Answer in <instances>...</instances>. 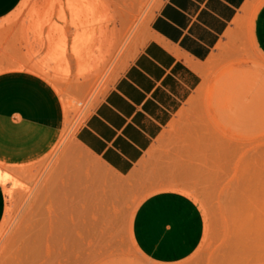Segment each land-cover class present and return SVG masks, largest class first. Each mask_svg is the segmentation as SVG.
I'll list each match as a JSON object with an SVG mask.
<instances>
[{
	"label": "rangeland",
	"instance_id": "374dc122",
	"mask_svg": "<svg viewBox=\"0 0 264 264\" xmlns=\"http://www.w3.org/2000/svg\"><path fill=\"white\" fill-rule=\"evenodd\" d=\"M263 1L232 22L198 89L120 175L74 135L162 0H21L0 21V61L47 81L64 122L42 158L0 164V264H167L141 252L131 230L141 201L163 190L191 197L204 221L194 252L168 264H264V54L253 36Z\"/></svg>",
	"mask_w": 264,
	"mask_h": 264
},
{
	"label": "crops",
	"instance_id": "0c3cea01",
	"mask_svg": "<svg viewBox=\"0 0 264 264\" xmlns=\"http://www.w3.org/2000/svg\"><path fill=\"white\" fill-rule=\"evenodd\" d=\"M21 0H0V21ZM252 0H162L137 52L75 132L76 142L106 168L129 173L198 89L206 62ZM253 36L264 54V1ZM0 61V164L20 166L45 156L64 122L58 95L41 76ZM6 197L0 183V222ZM132 236L159 263L188 258L204 232L202 213L184 193L163 190L135 210Z\"/></svg>",
	"mask_w": 264,
	"mask_h": 264
},
{
	"label": "bare ground",
	"instance_id": "6f19581e",
	"mask_svg": "<svg viewBox=\"0 0 264 264\" xmlns=\"http://www.w3.org/2000/svg\"><path fill=\"white\" fill-rule=\"evenodd\" d=\"M100 65H101V64H100ZM100 65H99V66H100ZM104 65H105V64H104ZM101 67H102V66H101ZM96 70H97V69H96ZM98 70H99V69H98ZM94 71H95V68H94V70H93V73H94ZM98 72H99V71H98ZM98 72H97V73H98ZM94 74H95V73H94ZM98 74H99V73H98ZM80 75H81V74H80ZM91 75H92V74H91ZM88 76H89V74H88ZM79 77H80V76H79ZM89 77H90V76H89ZM80 78H81V77H80ZM82 79H83V78H82ZM83 80H84V79H83ZM88 80H89V79H88ZM91 80H93V79H91Z\"/></svg>",
	"mask_w": 264,
	"mask_h": 264
}]
</instances>
